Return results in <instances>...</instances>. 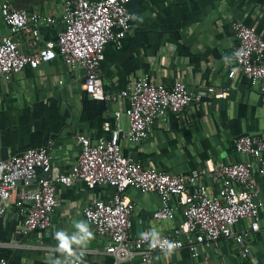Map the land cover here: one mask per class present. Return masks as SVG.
Segmentation results:
<instances>
[{"label":"crops","instance_id":"0c3cea01","mask_svg":"<svg viewBox=\"0 0 264 264\" xmlns=\"http://www.w3.org/2000/svg\"><path fill=\"white\" fill-rule=\"evenodd\" d=\"M29 13L55 18L53 27H42L45 42L55 41L64 28L59 0H0ZM131 29L122 46H106L101 64V78L107 92H119L148 75L156 84L172 87L182 81L192 90L213 87L228 91L226 99L207 97L179 115L168 114L156 121L152 133L138 144L122 143L126 157L173 175L202 170L207 161L216 165L245 162L248 156L238 153L234 141L246 135H264V92L251 85L237 72V40L234 22L254 28L264 38V0H133ZM0 30L7 33L0 11ZM25 52L30 48L23 42ZM231 58L228 63L225 58ZM84 71L71 68L59 57L37 70L0 78V159L21 155L29 149L50 147L53 166L69 172L80 154L78 136L97 142L107 137L104 124L113 122L115 111L127 109L126 102L105 103L84 93ZM121 125L128 127L125 116ZM254 181L264 202V177L255 174ZM208 186L217 189L212 181ZM110 187L88 188L77 181L70 187L58 185V207L52 214V227L45 231L22 233L23 218L15 209L0 221V256L9 264H48L49 257H59L54 234L58 230L75 231L76 221H88L83 209L94 200H108L114 194ZM126 196L135 204L131 235L157 229L161 236L184 220L178 206L174 221L153 218L161 201L156 193H141L129 188ZM177 205V199L171 200ZM89 224V223H88ZM246 219L235 227L237 232L250 228ZM261 230L249 237L251 253L240 256L241 247L231 239H221L217 246L200 247V257L193 260L187 250L170 257L157 254L156 264H264V207L260 213ZM84 251L85 264H114L106 254L110 239L97 234ZM137 262V260H136ZM122 264H133L125 262Z\"/></svg>","mask_w":264,"mask_h":264},{"label":"built area","instance_id":"2783aa9c","mask_svg":"<svg viewBox=\"0 0 264 264\" xmlns=\"http://www.w3.org/2000/svg\"><path fill=\"white\" fill-rule=\"evenodd\" d=\"M132 1L59 0L64 28L55 41L47 42L41 28L55 26V18L16 9L7 1L2 3L1 17L8 32L0 30V78L26 69L37 70L60 57L71 70L84 71L82 89L89 97L105 103L127 101L128 107L124 113L115 111L113 122L104 124L107 137L93 142L89 137L78 136L80 154L67 173L53 166L50 147L0 159V221L15 209L23 218L24 235L45 231L52 227V214L59 204L58 185L70 187L81 181L90 189L110 187L115 191L110 199L94 200L84 207L85 219L97 234L110 239L106 254L114 264H156L155 255L163 252L151 248L140 236L131 235L136 204L126 191L133 188L159 196L161 206L153 215L155 220L174 221L178 206L182 208V223L161 236L179 245L173 252L185 249L197 260L201 246L209 248L217 246L221 239H231L241 247V258L247 259L251 253L247 241L252 233L261 230L264 202L254 176L257 173L264 177V135H246L234 141L235 150L250 160L221 165L210 160L204 169L185 175L145 167L123 153V142H143L156 121L166 115H179L207 97L226 99L229 94L213 87L192 91L182 81L166 87L148 75L124 90L107 92L101 78L104 52L111 42L122 46L131 29ZM232 28L238 42L237 72L251 85H260L264 92V38L239 22H234ZM23 42L30 52L24 51ZM123 116L128 121L127 128L121 125ZM206 178L217 189L208 186ZM174 197L176 206L171 203ZM246 219L251 221L250 228L237 232L236 225ZM0 264L9 263L0 256Z\"/></svg>","mask_w":264,"mask_h":264},{"label":"clouds","instance_id":"9594fccd","mask_svg":"<svg viewBox=\"0 0 264 264\" xmlns=\"http://www.w3.org/2000/svg\"><path fill=\"white\" fill-rule=\"evenodd\" d=\"M130 18L142 22V18L136 14H131ZM230 59L226 57L225 62L228 63ZM73 227L75 231L71 233L65 230L55 232L54 239L57 242L56 250L59 257H49L48 264H85L84 251L93 239V232L89 224L83 220L74 222ZM139 236L141 240L148 242L151 248H159L165 257H170L179 246L175 242L162 238L155 228L141 232Z\"/></svg>","mask_w":264,"mask_h":264}]
</instances>
